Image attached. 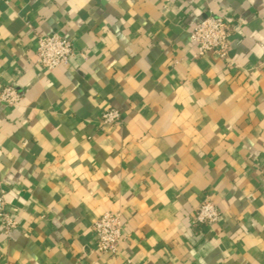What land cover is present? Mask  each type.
Returning a JSON list of instances; mask_svg holds the SVG:
<instances>
[{
  "label": "crops",
  "instance_id": "0c3cea01",
  "mask_svg": "<svg viewBox=\"0 0 264 264\" xmlns=\"http://www.w3.org/2000/svg\"><path fill=\"white\" fill-rule=\"evenodd\" d=\"M208 13L226 59H195ZM73 43L48 71L39 37ZM0 264H264V0H0ZM117 109L122 120L104 125ZM220 209L195 225L206 197ZM123 218L116 254L93 223Z\"/></svg>",
  "mask_w": 264,
  "mask_h": 264
},
{
  "label": "built area",
  "instance_id": "2783aa9c",
  "mask_svg": "<svg viewBox=\"0 0 264 264\" xmlns=\"http://www.w3.org/2000/svg\"><path fill=\"white\" fill-rule=\"evenodd\" d=\"M235 21L222 15L208 13L194 27L190 39L195 45V59L215 53L226 59L231 49V36L237 29ZM73 43L60 35L42 36L38 38L36 55L38 63L48 71H54L67 65L74 56ZM22 99L21 93L14 87L0 89V102L8 107L17 106ZM122 115L117 109H108L102 115L104 125H115L121 122ZM262 185L264 187V168L262 169ZM220 209L208 196L195 211L193 224H213L220 219ZM17 222L5 211V203L0 198V228L10 233ZM93 231L97 237V251L100 254H116L122 242L123 218L120 213H105L93 223Z\"/></svg>",
  "mask_w": 264,
  "mask_h": 264
}]
</instances>
